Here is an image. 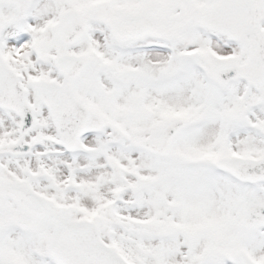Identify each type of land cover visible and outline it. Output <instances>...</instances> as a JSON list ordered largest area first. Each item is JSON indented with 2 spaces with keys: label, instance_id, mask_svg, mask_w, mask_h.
Masks as SVG:
<instances>
[{
  "label": "snow or ice",
  "instance_id": "1",
  "mask_svg": "<svg viewBox=\"0 0 264 264\" xmlns=\"http://www.w3.org/2000/svg\"><path fill=\"white\" fill-rule=\"evenodd\" d=\"M0 264H264V0H0Z\"/></svg>",
  "mask_w": 264,
  "mask_h": 264
}]
</instances>
